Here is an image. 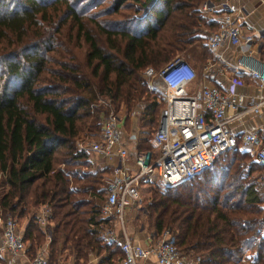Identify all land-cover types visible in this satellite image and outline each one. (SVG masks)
<instances>
[{
    "label": "trees",
    "instance_id": "trees-1",
    "mask_svg": "<svg viewBox=\"0 0 264 264\" xmlns=\"http://www.w3.org/2000/svg\"><path fill=\"white\" fill-rule=\"evenodd\" d=\"M104 1L102 10L87 12ZM202 1L0 0V184L6 187L0 211L22 217L41 203L67 207L48 231L32 215L25 225L28 251L47 233V264H55L65 246L75 261L88 251L104 253L106 264L113 255L121 259L117 241L106 243L98 234L110 223L98 206L109 169L92 170L87 151L76 145V111L97 95L129 109L135 89L126 77L139 80L148 66L156 72L187 45L203 42L201 25L214 28L198 9ZM116 13L122 18H93ZM141 92L151 96L139 112L137 148L147 149L163 96L160 106L142 82ZM236 140L214 172L207 168L215 159L188 178L146 188L144 214H153L155 231L168 228L175 246L196 264H264L263 166L246 162L251 155L238 150ZM253 170L259 178L250 177Z\"/></svg>",
    "mask_w": 264,
    "mask_h": 264
},
{
    "label": "built area",
    "instance_id": "built-area-1",
    "mask_svg": "<svg viewBox=\"0 0 264 264\" xmlns=\"http://www.w3.org/2000/svg\"><path fill=\"white\" fill-rule=\"evenodd\" d=\"M200 12L213 13L215 27L205 36L208 51L214 53L222 44H244L250 35L240 32V16L226 0H204ZM248 77L256 86L264 83V63L245 65ZM147 78L155 76L161 84L163 105L149 138L152 148L129 150L126 142L134 140L125 135L120 118L109 111L101 119L97 138L83 136L76 145L91 151L110 163L103 176V192L98 202L99 215L109 225L98 228L104 242L117 240L121 253L119 264H196V259L183 255L173 243L168 228H163L150 243L134 242L123 230V213L133 204L139 205L141 192L156 183L173 184L188 178L208 166L220 153L239 144L248 147L251 159L263 166L260 179L264 185V121L260 132H237L231 123L244 114L262 115L264 94H244L236 90L241 84L237 74L228 79L223 90L215 85L200 84L190 88L195 72L189 63L175 56L156 72L150 66L142 70ZM229 112V113H228ZM133 137V136H132ZM110 162V160H112ZM264 218V197L259 203ZM51 216V206L38 204L33 221L41 227ZM120 225L117 234L114 225ZM119 239V240H118ZM25 244L16 220L7 215L1 220L0 254H6V264H16ZM27 264H47V249L38 247Z\"/></svg>",
    "mask_w": 264,
    "mask_h": 264
},
{
    "label": "rangeland",
    "instance_id": "rangeland-1",
    "mask_svg": "<svg viewBox=\"0 0 264 264\" xmlns=\"http://www.w3.org/2000/svg\"><path fill=\"white\" fill-rule=\"evenodd\" d=\"M106 1L102 2L99 6L96 7H90L88 8L87 12H97L99 10H102L106 6ZM132 8L129 7L126 9L124 12H130ZM86 14H89L87 13ZM123 10L120 12L122 14ZM120 14H100L97 16H94V20L102 22L105 18L110 19V20H117L121 19ZM125 16V15H124ZM85 27L90 28L93 33L97 36V39L101 41V36L99 35L93 26L92 21L87 20L85 17H83ZM201 28V27H200ZM197 34L203 36V33L201 32L200 29L197 30ZM61 39H62V35ZM203 42H204V36H203ZM202 40H197L192 42L190 45H187L185 49H183L180 52H177L174 54V56H180L185 59H190L192 60L197 66H199L202 63V56L204 53V49L202 47ZM173 57V56H172ZM138 79H135L133 77H126V80L128 83H130L131 86L134 87V97L131 100V106L129 109H126L125 105L123 102L119 101L115 104L103 99L101 95H97L96 98L92 101L87 102L85 105L80 106L77 111V122L81 127V130L78 132V139L83 138L85 134H90L92 135L91 137H94L95 134L98 132V127L101 119L107 114V112L111 111L114 114H116L120 120H121V128L122 131L125 135H132L133 138L135 139V143L137 144V139L139 136H141V132L138 126V117H139V112L143 106L142 103H144L145 100H149L150 93L145 94V92H141L139 95L138 92V87L140 86L141 82L143 87L148 88V90H152L156 96V100L159 98L160 101V106H161V84L155 76H150L145 78L142 75V71L138 72ZM159 106V107H160ZM159 109V108H158ZM158 112V111H157ZM147 134V133H146ZM145 134V136H147ZM149 136V134H148ZM77 139V140H78ZM147 144H149L148 148H152V145L150 143V140H147ZM238 150L246 151L248 155H251L250 150L248 147H245L241 144H238L236 147ZM230 151H226L221 153L219 156L215 158V160L208 166L207 172H214L215 170L218 169V164L221 162L222 158L225 156V154H229ZM58 153V151H55V154ZM251 156L249 159H247L246 162L249 163L251 161ZM93 164L94 161H93ZM91 165V164H90ZM93 170V167H90ZM259 173L260 171L253 170L250 173V177H255L256 179L259 178ZM198 176H202V173H199ZM2 178V177H0ZM2 180V179H0ZM217 181V180H216ZM3 184V183H2ZM0 184V192L5 190V186ZM163 188L162 184L156 183L155 187ZM148 190L146 188L142 190L141 192V200L139 201V205L133 204L130 208H127L124 213H123V218H122V226L123 230L126 232L127 235L130 236V238L139 244H147L150 243V240H155L157 237V234L159 232H156L153 225H152V219H153V214L150 216H146L144 214L145 210L147 209L146 203L148 200ZM97 201V198H92V201ZM66 206H58V207H51V215L53 216V219H58L61 215V211L63 209H66ZM32 208L28 210L27 213H25L22 217L24 216H30ZM1 217L4 218L7 215H10L7 212L0 211ZM13 218L16 220V217L13 216ZM120 225L115 224L114 225V230L117 232V234H121V231L119 230ZM46 230V229H45ZM48 231V229L46 230ZM46 240V239H45ZM119 240V239H118ZM117 241V240H116ZM145 242V243H144ZM42 244L38 245L40 247ZM87 252V251H86ZM104 253L100 254H95L93 251H88L86 254V258L82 259L79 258L77 261L73 258V254L69 249L65 246L64 248H61L59 253L57 254L55 258V264H106L107 262L105 261H100L101 256ZM113 255V259L110 260V264H119V254ZM196 259V257L194 258ZM240 264H247L246 260L240 261Z\"/></svg>",
    "mask_w": 264,
    "mask_h": 264
},
{
    "label": "crops",
    "instance_id": "crops-1",
    "mask_svg": "<svg viewBox=\"0 0 264 264\" xmlns=\"http://www.w3.org/2000/svg\"><path fill=\"white\" fill-rule=\"evenodd\" d=\"M231 8L240 16V32L242 35H250L251 41L244 44L239 42L238 44H222L218 47L216 52L212 53L208 51L206 46L203 47L202 63L197 66L192 60L185 59L195 72V78L190 84V88H195L200 84L215 85L219 89L223 90L228 83V79L237 74L241 80V84L236 86V90L244 94L261 93L264 94V83L261 87L256 86L254 81L248 77L245 69V65L254 64L259 65L264 63V0H226ZM202 16L206 20L216 24L213 13L201 12ZM215 27V26H213ZM214 28H208L201 25V32L203 33L204 40L206 34ZM229 113V112H228ZM264 121V110L260 117H256L253 114H244L239 121L232 122L231 125L234 130L240 132L242 130H250L260 132L262 129V123ZM121 123V120H120ZM99 128V127H98ZM98 134V132H97ZM97 134L91 137L90 134H85L87 137L97 138ZM131 138H133L131 136ZM135 147L137 144L134 140L126 142V146L129 150ZM149 149V148H147ZM88 159L93 168L106 167L109 169L110 163L91 151H87ZM93 161L95 164H93ZM113 161L110 160V162ZM34 210H31L33 217ZM65 209L61 212L63 213ZM61 213V214H62ZM61 216V215H60ZM30 216L16 217V223L19 232L23 235L25 225ZM51 215L44 227L39 226L41 229H48L58 219H53ZM1 214H0V232H1ZM44 242L41 246H45L47 249L48 235L45 234ZM25 244L24 251L16 259V264H27L30 257L34 252L28 251V241L23 240ZM145 243V242H144ZM146 244V243H145ZM0 264H6V254H0Z\"/></svg>",
    "mask_w": 264,
    "mask_h": 264
}]
</instances>
